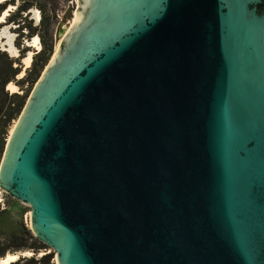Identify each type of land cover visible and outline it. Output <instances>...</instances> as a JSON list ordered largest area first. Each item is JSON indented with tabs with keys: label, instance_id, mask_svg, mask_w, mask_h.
<instances>
[{
	"label": "water",
	"instance_id": "obj_1",
	"mask_svg": "<svg viewBox=\"0 0 264 264\" xmlns=\"http://www.w3.org/2000/svg\"><path fill=\"white\" fill-rule=\"evenodd\" d=\"M73 9L0 162L33 237L55 264H264V0Z\"/></svg>",
	"mask_w": 264,
	"mask_h": 264
},
{
	"label": "trees",
	"instance_id": "obj_2",
	"mask_svg": "<svg viewBox=\"0 0 264 264\" xmlns=\"http://www.w3.org/2000/svg\"><path fill=\"white\" fill-rule=\"evenodd\" d=\"M16 3L18 5H16ZM9 5L17 6L15 15H9L5 22L7 25L14 23L18 25L19 31L24 28V25L20 26L23 21L18 22L15 19L16 16L20 17L28 15L33 8L40 11L42 15V26L48 29L52 15L55 16L56 7L50 0H44L38 2L35 0H5L0 3V16L6 11ZM27 17V16H26ZM29 37H33L38 28L29 26ZM47 31V30H46ZM42 49L34 58L31 66L26 70L25 75L21 79L17 80L22 73V66L18 58L8 57L4 52L0 51V155L2 156L6 145L7 131L13 121H17L19 118L25 103L28 99L27 93L19 94L10 93L7 91V85L14 83L19 86L22 91L24 82L30 81L31 84H35L39 78L40 71L48 64L49 58L52 55V45L45 42L42 39ZM3 60V61H2ZM39 60V64L37 63ZM3 211H0V215ZM46 246L33 237L30 230L25 227L22 221L17 223V227L13 230L8 237L4 240L3 247L0 248V258L5 256V253H25L29 252L34 254L31 258L20 259L13 264H52V255L46 254ZM45 253L44 255H42ZM38 255H42L37 258Z\"/></svg>",
	"mask_w": 264,
	"mask_h": 264
},
{
	"label": "rangeland",
	"instance_id": "obj_3",
	"mask_svg": "<svg viewBox=\"0 0 264 264\" xmlns=\"http://www.w3.org/2000/svg\"><path fill=\"white\" fill-rule=\"evenodd\" d=\"M4 1L5 0H0V3L4 2ZM35 1L43 2L44 0H35ZM50 2H52L54 4V6L56 7V11H55V16L52 15L53 18L50 21V25H49L48 29H46L44 26L41 25L42 24V22H41L42 15H41L40 11L35 9V8L30 10L28 15L25 14V15L20 16V17H18V16L15 17V19L18 20V22L23 21L20 24V26L24 25L25 27H27V29L24 28L23 30L19 31V28H18L19 26L15 25L14 23H11L8 25L6 23H4L0 26V51L4 52L8 57H12L11 53H9V49L12 48L13 51H15L14 53L16 55L15 57H12V58H18L19 59L20 64L22 66V73H23V69H25L23 60L26 58L28 53H32V62H33L34 58L37 56V54L42 49V43H41L42 39L45 42L52 45V55L49 58V62H50L52 57L54 56L56 50L58 49L61 41L63 40L65 33L68 31V29L73 24L74 14H72V16H71V23L63 31V33H64L63 36L59 37V39L57 40V42L55 44L56 29L61 22L60 16H63L65 14V12L68 9V6H70L72 9L73 3H74L73 13L76 12L78 0H50ZM16 5H18V4L16 3ZM16 7L17 6L9 5L8 8L6 9V11H4V13H7V15L5 16V19H4L5 22H7L6 18L9 15H11V13H13L12 15H15ZM36 13L39 16V19L36 18ZM2 15H3V13L1 14V16ZM29 26H31L33 28H38V31L36 32V34L33 37H38L39 44H40V50H37V49L29 46V42H31V40L33 38V37H29V35H28L30 33V31L28 29ZM32 62H31V64H32ZM37 63L39 64V60H37ZM45 67L40 71L39 78L42 75ZM20 75L17 78V80L21 79ZM23 76H24V73H23ZM35 84H31L30 81L24 82L23 87H22V91H21L19 86H17L16 84L13 83V85H15L17 88L16 92H18L19 94L27 93L28 97H29V95H30ZM15 122L16 121H13L11 123V125L7 131V136H6L7 138L5 141L8 140V137H9V135H10V133L14 127ZM1 159H2V156L0 155V162H1ZM0 211H3V214L0 215V248H1L4 245V240L8 237V235L13 230H15V227H17L18 222L22 221L26 228H28V229L30 228V219H29L30 207L26 204H23V203L15 200L13 198H11L8 194H6L2 190H0ZM7 254H11V253H8V252L5 253V255H7ZM14 254H16V253H14ZM43 254H45V253H43ZM46 254L52 255V264H55V257H56L55 253L51 249L47 248ZM37 258H40L39 255L37 256Z\"/></svg>",
	"mask_w": 264,
	"mask_h": 264
},
{
	"label": "bare ground",
	"instance_id": "obj_4",
	"mask_svg": "<svg viewBox=\"0 0 264 264\" xmlns=\"http://www.w3.org/2000/svg\"><path fill=\"white\" fill-rule=\"evenodd\" d=\"M5 13L3 12V15L0 17V22H3L5 19ZM36 18L39 19L38 14L36 13ZM74 21V20H73ZM29 46H31L32 48H35L37 50H40V44H39V39L38 37H33L31 42H29ZM8 51V50H7ZM15 51H13L12 48L9 49V53H11L12 57H15ZM24 61V67L29 68L32 62V53H28V55L26 56V58L23 60ZM21 77L23 76V73H21L20 75ZM7 89L8 91H10L11 93L16 92L17 88L16 86L12 85V84H8L7 85ZM31 253L26 252V255H30ZM17 258L16 256L12 255V254H7L4 258H1L0 260V264H9L12 261H15Z\"/></svg>",
	"mask_w": 264,
	"mask_h": 264
},
{
	"label": "snow or ice",
	"instance_id": "obj_5",
	"mask_svg": "<svg viewBox=\"0 0 264 264\" xmlns=\"http://www.w3.org/2000/svg\"><path fill=\"white\" fill-rule=\"evenodd\" d=\"M5 16L7 15V13L4 14Z\"/></svg>",
	"mask_w": 264,
	"mask_h": 264
}]
</instances>
